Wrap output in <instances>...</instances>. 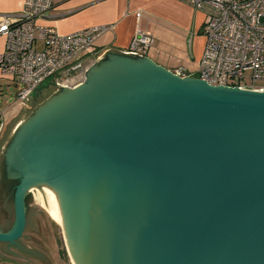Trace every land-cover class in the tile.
<instances>
[{
  "label": "water",
  "instance_id": "water-1",
  "mask_svg": "<svg viewBox=\"0 0 264 264\" xmlns=\"http://www.w3.org/2000/svg\"><path fill=\"white\" fill-rule=\"evenodd\" d=\"M85 77L27 100L0 153V243L31 225L64 264H264V92L116 49Z\"/></svg>",
  "mask_w": 264,
  "mask_h": 264
},
{
  "label": "built area",
  "instance_id": "built-area-1",
  "mask_svg": "<svg viewBox=\"0 0 264 264\" xmlns=\"http://www.w3.org/2000/svg\"><path fill=\"white\" fill-rule=\"evenodd\" d=\"M195 13L203 14L206 38L198 64V77L213 87L264 92V0H184ZM53 0H23L16 15H0V78L22 85L13 103L24 104L42 85L51 82L74 89L103 52L96 42L114 25L62 35L40 22L51 10ZM153 38L136 33L126 53L147 57ZM42 43L43 48L37 49ZM180 77L185 69L174 72ZM0 121V132H1Z\"/></svg>",
  "mask_w": 264,
  "mask_h": 264
},
{
  "label": "crops",
  "instance_id": "crops-1",
  "mask_svg": "<svg viewBox=\"0 0 264 264\" xmlns=\"http://www.w3.org/2000/svg\"><path fill=\"white\" fill-rule=\"evenodd\" d=\"M22 4L23 0H0V15L18 14ZM197 14L184 0H53L51 10L40 23L62 35L114 25L113 31L104 33L96 42V48L103 52H124L134 34L149 35L154 39L147 53L151 61L173 73L184 68L186 76L197 78L204 50L202 45L194 47L203 22ZM4 46L5 39L0 37V53Z\"/></svg>",
  "mask_w": 264,
  "mask_h": 264
},
{
  "label": "rangeland",
  "instance_id": "rangeland-1",
  "mask_svg": "<svg viewBox=\"0 0 264 264\" xmlns=\"http://www.w3.org/2000/svg\"><path fill=\"white\" fill-rule=\"evenodd\" d=\"M200 17H202L203 19V14L199 12L197 14V18L199 19ZM197 33L198 35H196L194 42V47H196V49L200 48L201 45L202 47H204L206 42V38L202 34L201 28H199ZM158 43L159 42L157 41V44ZM42 48H43V44L38 43L37 49L41 50ZM154 60L158 62L157 58ZM53 85L54 84H52L51 82L45 83L40 88H38L28 100L37 99L38 95H42ZM21 89H22V85L17 81L0 79V112L1 113L9 106H12V103L15 101L16 96L18 95ZM25 104L27 105V102H25L24 105ZM26 110L27 108L22 110V113L19 116L17 122L8 129L6 136L3 138L2 141H0V153L5 147L15 127L22 119ZM5 227H6V222L0 210V229ZM26 227L29 229L25 230L22 240H20L19 242V245L21 246L22 250L16 248H9V246L6 243H0V264H64L60 250L58 249V247L51 238L45 236L37 228L31 225H26Z\"/></svg>",
  "mask_w": 264,
  "mask_h": 264
},
{
  "label": "flooded vegetation",
  "instance_id": "flooded-vegetation-1",
  "mask_svg": "<svg viewBox=\"0 0 264 264\" xmlns=\"http://www.w3.org/2000/svg\"><path fill=\"white\" fill-rule=\"evenodd\" d=\"M24 105V104H23ZM25 108H27V105L25 104L24 105V107H23V109H25ZM21 113H22V111H21ZM21 113H20V115H21ZM19 115V116H20ZM19 116L11 123V124H9L7 127H6V129H5V131L3 132V134H2V132H0V141L1 140H3V138L6 136V133H7V131H8V129L12 126V125H14L16 122H17V120H18V118H19ZM2 124V123H1ZM20 124H17V126L15 127V130H16V128L19 126ZM1 131H2V126H1ZM25 232V231H24ZM24 235V234H23ZM23 237V236H22ZM20 240H22V238H20L15 244H7L8 246H9V248H16V249H21V246L19 245V242H20ZM22 250V249H21ZM8 261V260H7Z\"/></svg>",
  "mask_w": 264,
  "mask_h": 264
},
{
  "label": "trees",
  "instance_id": "trees-1",
  "mask_svg": "<svg viewBox=\"0 0 264 264\" xmlns=\"http://www.w3.org/2000/svg\"><path fill=\"white\" fill-rule=\"evenodd\" d=\"M1 121V120H0ZM1 123H2V121H1ZM2 125V124H1Z\"/></svg>",
  "mask_w": 264,
  "mask_h": 264
}]
</instances>
